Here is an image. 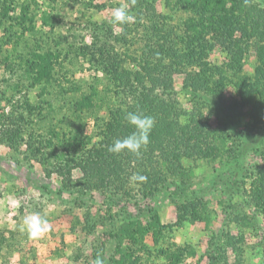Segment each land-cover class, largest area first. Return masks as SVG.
Masks as SVG:
<instances>
[{
  "label": "rangeland",
  "instance_id": "rangeland-1",
  "mask_svg": "<svg viewBox=\"0 0 264 264\" xmlns=\"http://www.w3.org/2000/svg\"><path fill=\"white\" fill-rule=\"evenodd\" d=\"M174 2L25 0L34 20L26 28H12L9 22L2 25L0 19V110L12 113V122L0 124V264H94L97 257L104 264H118L122 249L140 253L144 248L119 235L125 226L130 231L128 224L123 226L129 218L143 226L150 221L168 225L160 245H155L150 232L142 238L147 248L158 250L156 264L169 263L161 252L165 249L171 252L172 264H210L211 247L224 239L222 230L243 237L238 264H264V109L250 102L243 83L254 73L253 50L239 61L226 56L218 42L213 49L204 47L202 65L215 75L203 87L189 84L198 77L199 66L181 62L173 66L175 71L169 69L172 96L183 109L195 108L213 133L207 152L183 157L180 172L156 186L124 183L120 187L127 191L118 194L123 189L117 193L94 179L85 180L79 167L70 166L67 155L73 152L64 139L57 142L50 137L51 142L39 151L27 147L29 137L37 141L45 131L42 124L61 127L67 135L71 129L83 132L90 136L91 145L97 138L94 132L108 117L112 102L108 105L102 92L99 98L92 93L96 88L111 94L113 87L100 70L102 61L88 62L82 54L83 45L92 41L88 21L100 23L103 33L108 32L109 45L121 54L111 56L105 50L103 59L112 58L107 64L123 59L122 67L139 70L151 86L145 71L161 75L168 60L159 64L154 59L149 69L141 68L132 59L148 56L142 43L119 44L118 39H123V32L132 37L149 25H162L156 20L158 14L168 15L167 27H177L186 13ZM122 5H127L134 19L113 24V9ZM43 52L50 60L45 62L46 70L38 60ZM42 73L53 74L54 82L39 80ZM162 83L157 82V93ZM82 94L86 98L75 111L72 103ZM91 107L98 117L88 114ZM8 125H16L13 129L20 132H9ZM31 213H39L50 224L41 238L30 239L23 230V218ZM141 255L143 260L136 264H148L146 252ZM226 256L230 264H237L229 248Z\"/></svg>",
  "mask_w": 264,
  "mask_h": 264
},
{
  "label": "trees",
  "instance_id": "trees-1",
  "mask_svg": "<svg viewBox=\"0 0 264 264\" xmlns=\"http://www.w3.org/2000/svg\"><path fill=\"white\" fill-rule=\"evenodd\" d=\"M174 5L186 13L185 18L179 19L177 27L172 24L167 27L169 24L166 21L168 15L158 14L156 20H160L161 27L158 24L154 27L149 25L142 34L135 31L132 37H126L123 32V39H118L119 44L121 42L128 43L129 40L142 43V48L145 49L144 52L148 56L132 59L141 68L149 69L155 60L159 64L165 59L168 60L165 63L167 70L163 71L161 75H158L157 71L154 73L145 71L144 74L151 82V86L145 84L139 70L133 72L132 69L127 70L122 67L121 63L125 60L116 58L107 64V61L109 62L112 58L107 55L106 59H103L105 50L111 56L121 57V54H117L113 46L109 45L110 42L106 39L108 32L103 33L102 25L96 21H88L92 41L90 45H83L82 54L87 57L88 62L102 61L100 70L104 73L107 83L110 82L113 87V94H106L104 89L96 88L92 93L96 98H99L98 94L104 93L106 96L104 100L108 105L112 102L107 109L108 117L97 128L98 130L96 129V133L94 132V136L97 138L91 145H89L90 136L83 132L69 129L67 135L63 133L64 130L61 127L55 129L53 125L49 127L42 124L45 126L42 128L45 131L38 136L36 133L37 141L34 137H29V141L26 142L27 147L39 151V147L51 142L49 141L50 137L56 139L57 142L64 139L68 144L67 147L73 152V154H68V157L66 156L67 161L71 162L70 166L79 167L85 180L94 179L109 190L117 189V193L119 189H123V192L118 194L127 191L125 187H120L124 183L135 184L130 181V177L134 173H139L147 178L142 183L137 182L142 186H146L148 183L156 186L161 181H167L170 175L180 172L183 157H199L207 152L210 145L209 138L213 133L207 120L200 118L201 114L195 108L183 109L172 96V77L169 69H173L176 63L181 62L195 64L199 66L200 71L196 79L189 74L192 78L189 84L191 86L193 84L195 87L205 86L204 83L208 82L212 75H215V71L202 65L203 54H205L203 48L213 49L217 42L220 43L221 50L226 56L239 61L246 56L248 50H253L257 63L252 76L243 81L244 92L250 102L254 101V106H257L259 110L264 109V0H257V3L247 0H231V2L227 0H175ZM28 10L25 0H0L1 24L9 22L12 28L14 26L26 28L30 21H34L33 17L28 15ZM157 26L159 27L157 28ZM127 27L128 25H125V28ZM128 30L132 31L130 27ZM38 55L42 70H46L45 62L50 61L48 56L44 52ZM122 56L124 55L122 54ZM35 60L37 61V59ZM239 64H236L237 68ZM30 66L35 69L33 63ZM38 79L45 82L50 81V84L54 82L53 74L50 76L48 73L40 74ZM159 81L163 82L160 86L161 93H157V88H155ZM44 88L46 90V87ZM83 94L79 95V98L72 103L75 111L80 109L82 106L80 102L86 98V95ZM87 112L94 118L98 117L97 111L93 107L87 109ZM129 112L154 117L155 125L149 136L150 142L141 150L139 156L127 150L119 154L109 153L108 146L115 139H122L135 130L125 119ZM182 117L186 118V121H183ZM11 118L12 113L8 114V112L0 110V124L7 125L6 123L9 121L12 122ZM8 126L10 127L7 129L9 132H20L18 128L13 129L16 125ZM36 142L39 143V146H36ZM91 172L93 175H90ZM116 183H119V187L115 186ZM261 186L260 184L258 188L259 195L263 192ZM125 224H128L130 231L126 229ZM123 226L125 228L119 235L128 236L129 240H132L131 242H136V244H140V247H144L141 252H146L147 263L156 264L160 258L157 254L158 250H155L154 253V249L147 248L142 238L150 232L155 245H160V237L168 225L163 226L150 221L146 226H143L139 225L137 219L129 218ZM221 237L224 239L218 240L214 249L211 247L209 263L230 264L226 256L229 248L238 264L242 252L240 246L243 241L242 235L228 234L222 230ZM126 249H122V260H119L118 264H128L134 256L136 258L133 264H136L141 259V252L130 249V247ZM161 252L168 259V264H172L170 250L165 249V252L164 250Z\"/></svg>",
  "mask_w": 264,
  "mask_h": 264
},
{
  "label": "clouds",
  "instance_id": "clouds-1",
  "mask_svg": "<svg viewBox=\"0 0 264 264\" xmlns=\"http://www.w3.org/2000/svg\"><path fill=\"white\" fill-rule=\"evenodd\" d=\"M134 5L135 0H131ZM134 17L130 14L127 5H122L113 9L112 12V23L113 24H127L133 21ZM125 119L134 127V131L120 139H115L114 142L108 146L109 153L119 154L125 150L140 155L141 150L149 144V136L155 125V119L152 116L142 115L140 113L129 112ZM146 177L134 173L130 177L131 182H144ZM14 204L18 205L17 201H13ZM23 230L27 233L30 239H38L43 237L49 230L50 224L47 219L43 218L39 213H31L23 218L22 221ZM94 264H104L103 260L99 257L94 261Z\"/></svg>",
  "mask_w": 264,
  "mask_h": 264
}]
</instances>
